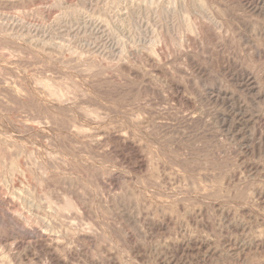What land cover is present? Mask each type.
<instances>
[{
  "label": "rangeland",
  "instance_id": "1",
  "mask_svg": "<svg viewBox=\"0 0 264 264\" xmlns=\"http://www.w3.org/2000/svg\"><path fill=\"white\" fill-rule=\"evenodd\" d=\"M191 1L196 10L188 4L189 15L180 6L170 13L159 6L155 14H149L135 4L136 11H129L121 21L118 16L130 10L128 0H23V6H0V52L5 50L6 57L16 61L11 67L0 60V76L4 78L0 83L27 79L35 104L39 103L35 80L47 83L51 79L48 84L52 89L70 101L76 96L70 103L79 105L83 99L82 106L97 110L99 116L84 119L81 111L80 115L66 110L69 116L61 114L64 122L74 118L79 133L77 144L73 142L77 150L74 157H92L87 170L94 177H82L77 169L58 173L55 186L48 189L43 185L50 195L43 183L34 180L41 196V208L34 213L40 214L41 223L49 228L60 230L57 222L84 227L89 219L75 211L65 213L69 218L55 221L51 216L53 203L72 185L86 187L93 194L95 213L90 222L95 221L101 236L86 250L77 246L73 260L65 257L66 264L85 263L86 259L94 261L92 264H107L102 260L104 255L113 264H264V13L247 11L240 0H213L215 15L209 19L206 14L211 12L205 4ZM124 64L145 78L137 80L121 68ZM232 72L249 74L251 88L237 83ZM29 76L35 80L30 82ZM2 92L0 99L11 106ZM216 92L220 97L216 98ZM32 102L31 107L28 104L20 110L26 113L30 109L36 114L32 108H39ZM188 113L200 116L201 121L187 126L181 118ZM12 115L0 110V157H6L2 159L3 164L7 162L5 168L11 157L15 159L13 146L18 144L5 135L6 129L7 133L14 129ZM138 119L145 124H134ZM158 124L161 126L157 128ZM124 127L132 134L125 137L121 131ZM51 142L45 145L47 152L63 157ZM130 145L136 148L133 152ZM142 159H147L145 165ZM11 172L16 170L7 171V177ZM182 193L185 197L179 198ZM112 198L115 206L111 203L113 209L106 211L103 200ZM164 218L171 219L169 228L151 227L149 222ZM224 239H229L231 249L242 248L248 258L233 255L224 259L219 246ZM192 241L202 249L197 250ZM175 242L185 246L187 253L172 251L169 247ZM211 243L213 254L205 250ZM33 253L36 264L44 260L40 251ZM23 263L28 262L25 259Z\"/></svg>",
  "mask_w": 264,
  "mask_h": 264
},
{
  "label": "bare ground",
  "instance_id": "2",
  "mask_svg": "<svg viewBox=\"0 0 264 264\" xmlns=\"http://www.w3.org/2000/svg\"><path fill=\"white\" fill-rule=\"evenodd\" d=\"M53 1V0H52ZM197 1H201L203 4H205V8L206 10L210 11L211 14H206L207 18L211 19L213 16L210 17V15H213L214 13V2L213 0H197ZM242 1L241 4H244L243 6H245L247 11H252V13H258V14H263L264 13V0H240ZM23 2V0H0V6H15L16 4H21ZM27 2V1H25ZM37 2V1H36ZM67 2V0H66ZM28 3V2H27ZM31 3V2H30ZM196 3V2H195ZM41 4H43L41 2ZM137 4L140 5L139 9H144L146 12H148L149 14H155V11L157 9H159V6H161V10L165 11V12H173L175 11V9L179 6L181 8H183V11L188 13L187 15H189L190 9L188 8V4L192 6V9L196 10V6L195 4H193V2L191 0H128V4L127 6L130 7V10H128L125 14L119 15L118 19L124 20V18H126V14L129 13V11L134 12L136 11L135 8H133V6ZM22 5V4H21ZM24 5V3H23ZM22 5V6H23ZM71 6V4H70ZM69 6V7H70ZM194 6V7H193ZM220 6V5H218ZM138 6H136L137 8ZM2 8V7H0ZM4 8V7H3ZM21 8V7H20ZM116 9V8H115ZM104 10V9H103ZM180 10V8H179ZM194 10V11H195ZM105 11V10H104ZM141 11V10H139ZM235 11V10H234ZM18 12V11H17ZM108 12V11H107ZM217 12V11H216ZM9 13V12H8ZM7 13V14H8ZM139 13V12H138ZM219 13V12H218ZM227 13V12H226ZM225 13V14H226ZM70 14V13H69ZM232 14V13H231ZM234 14V13H233ZM232 14V15H233ZM248 14V13H247ZM103 15V14H102ZM109 15V14H108ZM192 15V14H191ZM205 15V16H206ZM215 15V14H214ZM218 15V14H216ZM229 15V14H228ZM104 16V15H103ZM255 16V15H254ZM15 17V16H14ZM233 17V16H232ZM231 17V18H232ZM237 17V16H236ZM20 18V16H19ZM115 18V17H114ZM204 18V16H203ZM229 18V17H228ZM12 19V18H11ZM22 19V18H21ZM74 19V17H73ZM111 19V18H110ZM167 19V18H165ZM20 20V19H19ZM101 20V19H100ZM104 20V19H103ZM106 20V19H105ZM10 22V21H9ZM15 22V21H14ZM102 22V21H101ZM100 22V23H101ZM8 23V22H6ZM105 23V22H104ZM107 23V22H106ZM231 23V22H230ZM12 25V24H11ZM86 25V24H85ZM89 25V24H88ZM94 25V24H93ZM201 25V24H200ZM205 25V24H204ZM10 26V25H9ZM20 26V25H19ZM129 26V25H128ZM135 26V25H134ZM30 27V26H29ZM206 27V26H205ZM11 28V27H10ZM123 28V27H122ZM207 28V27H206ZM1 29V28H0ZM5 29V27H4ZM36 29V28H35ZM102 29V28H101ZM204 29V27H203ZM208 29V28H207ZM263 29V28H262ZM2 30V29H1ZM7 30V29H6ZM17 30V27L16 29ZM103 30V29H102ZM11 32V29L9 30ZM8 31V32H9ZM20 31V30H19ZM25 31V30H24ZM203 31H208V30H203ZM262 31V30H261ZM2 32V31H0ZM9 32V33H10ZM131 32V31H130ZM40 33V32H39ZM6 34V33H5ZM44 35V34H43ZM50 35V34H49ZM14 36V35H13ZM17 36V35H16ZM39 36V35H38ZM10 37V36H9ZM215 37V36H214ZM51 39V37H50ZM58 39V38H57ZM64 39V38H63ZM135 39V38H134ZM161 39V38H160ZM123 40V39H122ZM8 41V40H7ZM35 41V40H34ZM49 41V40H48ZM42 42V41H41ZM25 43V42H24ZM64 45V44H63ZM66 46V45H65ZM3 47V46H2ZM13 47H10V49ZM66 48V47H65ZM13 50V49H12ZM49 50V49H48ZM140 50V49H139ZM3 51V50H2ZM5 51V50H4ZM0 52V60L6 62L8 65H11V67H13L14 65H12L14 62L16 61H12L10 57H6L5 53ZM11 51V50H10ZM45 51V50H44ZM47 51V50H46ZM72 51V50H71ZM58 52V51H57ZM63 52V51H62ZM66 52V51H65ZM141 53V52H140ZM14 54V53H13ZM54 54V53H53ZM59 54V53H58ZM67 54V53H65ZM12 55V54H11ZM60 55V54H59ZM24 56V55H23ZM57 56V54H56ZM74 56V54H73ZM64 57V55H63ZM67 57V56H66ZM79 57V55H78ZM77 57V58H78ZM65 58V57H64ZM75 58V57H74ZM81 58V57H80ZM90 58V57H89ZM88 58V59H89ZM15 59V58H14ZM63 59V58H62ZM72 57L69 59L71 60ZM91 59V58H90ZM75 60V59H74ZM87 60V59H86ZM85 60V61H86ZM92 60V59H91ZM96 60V59H95ZM21 61V60H20ZM25 61V60H24ZM67 61V60H66ZM18 62V61H17ZM96 62V61H95ZM193 62V61H192ZM22 63V61H21ZM25 64V63H24ZM76 64H78L76 62ZM91 64V63H90ZM6 65V64H5ZM5 65H2L3 67ZM80 65V64H79ZM83 65H85L83 63ZM82 66V65H81ZM87 66V65H85ZM10 67V66H9ZM15 67V66H14ZM23 67V66H22ZM28 67V66H27ZM88 67V66H87ZM111 67V66H110ZM39 68V67H38ZM77 68V67H76ZM86 68V67H85ZM90 68V65L87 69ZM118 67H116L117 69ZM121 68H123V70H127L126 72H131L130 74H134L137 77H140L142 79V75L140 72L136 71V70H132L131 68H128L126 66V64H124L123 66H121ZM40 69V68H39ZM201 69V67H200ZM31 70V69H30ZM36 70V69H35ZM34 70V71H35ZM38 70V69H37ZM11 71V70H10ZM15 71V70H14ZM22 71V70H21ZM29 71V70H28ZM33 71V70H32ZM84 71V69L82 70ZM119 71V69H118ZM122 71V70H121ZM165 71V70H163ZM81 72V71H80ZM98 72V71H97ZM166 72V71H165ZM169 72V71H167ZM16 73V72H15ZM37 73V72H36ZM89 73V72H88ZM233 73V72H232ZM7 74V73H6ZM13 74V73H12ZM19 74V73H18ZM167 74V73H166ZM11 75V74H10ZM16 75V74H15ZM133 75V76H134ZM24 76V75H23ZM66 76V75H65ZM142 76V77H141ZM173 76V75H172ZM232 76L235 78V80H237V83H241L242 87H245L247 89L251 88V77H248L249 74H246L244 72H242L241 74L239 73H233ZM7 77V76H6ZM5 77V78H6ZM17 77V76H16ZM30 77V76H29ZM169 77V76H168ZM18 78V77H17ZM17 78L15 79L17 81ZM31 78V77H30ZM34 80L35 78L32 77ZM29 79L30 82H33V79ZM46 78V77H45ZM42 78V79H45ZM66 78H68L66 76ZM99 78V77H96ZM135 78V79H136ZM145 78V77H143ZM167 78V77H166ZM0 79H4L1 78ZM91 79V78H90ZM102 79V78H101ZM139 78H137L138 80ZM9 80V79H8ZM27 80V79H26ZM26 80H19L16 84L12 83H7L6 80H1L2 86H0V92H2L4 94L5 97H7L9 99V101L11 102V106H9V102L4 100V99H0V108L5 111L8 112L9 115L13 114L11 119V123L14 126L13 131L10 132L11 133H7V129H6V134L7 136H11V139L13 137L12 140L16 139L17 143L16 145L13 146L14 149H16V152L13 153L15 157V159L13 157L10 165L5 168L4 165L7 164H3L4 161L2 159L6 158V157H0V264H36L34 262V258L36 253H33V251L37 250L40 251L41 253H43L44 255V260L42 261H38L40 262L39 264H66L64 259L65 257H68L69 259L73 260L75 253L77 251V246H82L85 248L88 247V245H90V243L95 242V239L98 237L99 232L98 230L95 228V221L93 222V224L90 222V220L93 218L92 216L95 213V209H93V205H92V196L91 194V190H89L86 187H82L79 185V187H76L74 185H72L70 187L69 192L67 190L68 193L66 194L64 191V195L63 198L60 197L58 195L59 199H55V204L54 205V210L53 213H51V216L53 218H55V221L61 220L62 217H68V215H65L66 212H70V211H75L78 212L79 216L85 217L89 219V222H87L85 224L84 227L81 226V224H79L81 227H79L78 224L76 223H55L57 227H61L60 230L55 229V227H51L49 228V226L47 224H43V222L41 223V219L40 214H36L34 213L37 212L34 209H40L41 208V196L39 198L37 189H36V183L35 182H40L42 184V187H44V190H46L45 186H43L44 184L47 186V188L49 189V187L51 186H55V184L58 182L59 178H58V173H66L67 170H72L71 172L75 171L76 169L78 171H80L83 175L82 177H86L87 179L90 178L91 173L87 170V168L90 166L89 162L91 160L92 157H74L75 156V152H77V150L74 148L76 145L74 143L77 144L75 137L76 132L78 133L77 130H75V121L74 118L72 117L70 120L64 122V120L62 121L63 117H61L62 112H69V113H73V112H77L80 113L81 117L83 116H88L91 118H95L97 119L98 114H97V110H91L89 109V106H82L81 104V100L83 101V99L80 100V104L76 105L77 103H70L73 100H75V98L73 97V95H71L72 98H74L73 100L70 101V97L66 98L63 93L61 94V92H57L54 89L51 88V84L48 82L51 81V79L46 83L42 82V81H38L35 80V85L38 89V91L36 92L39 93L37 94L39 97V103H33L34 101L36 102V100L33 101V97L31 94V89L28 86V83L26 82ZM32 80V81H31ZM41 80V79H40ZM73 80V79H72ZM71 80V81H72ZM146 80V79H145ZM172 80V79H171ZM6 81V82H5ZM45 81H47V79H45ZM89 81V80H88ZM94 81V80H93ZM100 81V80H99ZM142 81V80H141ZM9 82V81H8ZM13 82V81H12ZM53 82V81H52ZM86 82V80H85ZM90 82V81H89ZM88 82V84H89ZM104 82V81H102ZM0 83V84H1ZM92 83V82H90ZM66 84V83H65ZM69 84V83H68ZM85 84V83H84ZM33 85V83H32ZM63 85V84H62ZM61 85V86H62ZM64 86V85H63ZM69 86V85H68ZM52 87L55 88V86ZM58 87V86H57ZM66 87V86H65ZM63 87V88H65ZM83 87V86H82ZM97 87V84H96ZM149 87V86H148ZM151 87V86H150ZM33 88V87H32ZM35 88V87H34ZM62 88V87H61ZM84 88V87H83ZM100 88V87H99ZM57 89V88H55ZM153 89V87H152ZM179 89V88H178ZM184 89V88H183ZM2 90V91H1ZM60 90V89H59ZM65 90V89H64ZM180 90V89H179ZM71 91V90H70ZM208 91V90H207ZM67 92V91H65ZM210 92V91H208ZM207 92V93H208ZM214 92V91H213ZM33 93V92H32ZM69 93V92H68ZM72 93V92H71ZM216 98L220 97V92H216ZM1 94V93H0ZM2 94V96H3ZM101 94V93H100ZM68 95V94H67ZM78 95V94H77ZM86 95V94H85ZM112 95V94H111ZM210 95V93H209ZM208 95V96H209ZM79 96V95H78ZM102 96V95H101ZM207 96V97H208ZM211 96V95H210ZM214 96V95H213ZM84 97V96H83ZM86 97V96H85ZM90 98V97H89ZM105 98V97H104ZM108 98V97H106ZM111 98V96H110ZM113 98V97H112ZM209 98V97H208ZM213 98V97H212ZM36 99V98H35ZM80 99V98H79ZM87 99V103H88V98ZM214 100V99H213ZM216 100V99H215ZM33 101V102H32ZM95 102H97V100H94ZM93 101V102H94ZM30 102H32L34 105H38L37 109V105H36V110L32 108V110H34L36 112V114L32 113L30 111V109L28 110V112L24 113V109L21 111L20 109L25 108L26 109V105H28ZM90 103V104H94V103ZM12 103L15 104L16 108L14 106H12ZM79 103V102H78ZM86 103V104H87ZM98 103V102H97ZM104 103V102H103ZM106 103V102H105ZM33 105V106H34ZM85 105V104H84ZM103 105V104H102ZM32 106V105H31ZM30 104L28 106L31 107ZM42 106V107H41ZM41 107V108H40ZM91 107V106H90ZM27 108V109H28ZM125 108V107H124ZM0 109V110H1ZM30 111V112H29ZM33 111V112H34ZM79 111V112H78ZM118 111V110H117ZM65 112V113H66ZM11 113V114H10ZM31 113V114H29ZM64 113V114H65ZM120 113V112H119ZM136 113V112H135ZM195 113V112H194ZM194 113H188L185 116H183L181 118V120H184L185 122H187V126L188 125H195L194 123L197 122V119L200 117H197V115H195ZM67 114V113H66ZM65 114V115H66ZM74 114V113H73ZM76 114V113H75ZM68 115V114H67ZM71 115V114H70ZM121 115V114H120ZM69 116V115H68ZM76 116V115H75ZM135 116V115H134ZM102 117V116H101ZM100 117V118H101ZM132 117V116H131ZM129 118V117H128ZM86 119V117L84 118ZM89 118H87L88 120ZM104 119V118H103ZM180 119V118H179ZM9 120V119H8ZM130 120V119H129ZM199 120V119H198ZM89 121H91L89 119ZM99 121V120H98ZM139 121V122H138ZM138 121L133 120V123L136 125H140L141 123V119ZM146 121V120H145ZM201 121V120H199ZM93 122V121H92ZM143 122V121H142ZM99 123V122H98ZM145 124V122H143ZM141 123V125L143 124ZM184 123V122H183ZM78 124V123H77ZM92 124V123H91ZM124 124V123H122ZM162 126L164 125L163 123H160ZM108 125V124H107ZM140 125V126H141ZM159 125V124H158ZM156 126L157 128L160 127ZM2 126V125H1ZM94 126V125H93ZM150 126V125H149ZM165 126V125H164ZM167 126V125H166ZM144 128V127H143ZM155 130V126L153 127ZM164 128V127H163ZM9 129V128H8ZM78 129V127H77ZM81 129V128H80ZM108 129V127H107ZM152 129V128H151ZM79 130V129H78ZM82 130V129H81ZM135 130V129H134ZM147 130V129H146ZM157 130H160L157 129ZM2 131V130H1ZM80 131V130H79ZM123 134H126L127 136H129L130 134H132L131 131L127 130L126 127H124V129L122 128ZM153 132H155L153 130ZM153 132H151L153 134ZM158 132V131H156ZM2 133V132H1ZM5 133V132H4ZM79 134V133H78ZM4 135V134H3ZM93 135V134H91ZM155 135V133H154ZM87 136V134H86ZM5 137V136H4ZM34 137L33 140H31ZM88 137V136H87ZM29 138H31L29 140ZM79 138V137H77ZM96 138V137H95ZM94 138V139H95ZM120 138V137H119ZM132 138V137H131ZM106 139V138H105ZM121 139V138H120ZM10 140V139H9ZM48 140H51V145L54 144L55 147L59 148V150H61L63 153H61V155L63 154V157H57L54 156L51 152H47V150L45 149V145L47 143ZM93 140V139H92ZM96 140H98L96 138ZM100 140V139H99ZM99 140L97 142H99ZM123 143L126 145L125 148L127 147V143H125L126 138L124 139L123 137ZM90 141V140H89ZM103 141V140H102ZM121 141V140H120ZM74 142V143H73ZM91 142V141H90ZM95 142V140H94ZM97 142H95L97 144ZM101 143V142H100ZM98 143V144H100ZM121 143V142H120ZM81 144V143H80ZM105 144V143H104ZM130 144V143H129ZM10 145V144H9ZM47 145H49L47 143ZM46 145V147H47ZM75 145V146H74ZM94 145V143H93ZM122 145V144H121ZM134 145V144H133ZM133 145H130L129 148H131V151L133 152V150H135L133 147ZM95 146V145H94ZM97 146V145H96ZM123 146V145H122ZM132 146V147H131ZM4 147V146H3ZM12 148V147H11ZM128 148V147H127ZM79 149V148H78ZM133 149V150H132ZM138 149V148H137ZM76 150V151H75ZM5 152V151H4ZM138 152V150H137ZM8 153V152H7ZM56 153V151H55ZM54 153V154H55ZM59 153V152H58ZM60 154V153H59ZM65 154V157H64ZM140 154V151L137 155ZM1 155V154H0ZM8 155V154H7ZM78 155V154H77ZM76 155V156H77ZM217 155V154H216ZM3 156V155H2ZM218 156V155H217ZM9 157V156H7ZM156 158V157H155ZM9 161V159H7ZM145 159H142V163L144 162ZM147 160V159H146ZM145 160V162H146ZM3 161V162H2ZM151 161V160H150ZM144 162V163H145ZM149 162V161H148ZM143 163V165H145ZM160 163V162H159ZM81 166H83V169H81ZM216 166V165H215ZM213 166V167H215ZM153 168V167H152ZM12 169V170H11ZM92 169V168H89ZM15 171L16 172H11V174L9 175L10 178L7 177L6 173L7 171ZM139 170V169H138ZM216 170V169H215ZM93 171H95L93 169ZM150 171V170H149ZM214 171V170H213ZM76 172V171H75ZM102 172V171H101ZM70 173V171L68 172ZM216 173V172H215ZM223 173V172H222ZM221 173V174H222ZM72 174V173H70ZM217 174V173H216ZM98 175V174H97ZM96 175V176H97ZM212 175V174H211ZM210 175V176H211ZM78 176V175H77ZM92 176V175H91ZM94 177V176H92ZM98 177V176H97ZM8 178V180H7ZM85 178V179H86ZM10 180V181H9ZM34 180H37L34 182ZM100 180V178H99ZM86 181V180H85ZM88 181V180H87ZM227 181V180H226ZM11 182V183H9ZM75 182V181H74ZM90 182V181H88ZM38 183V184H40ZM62 184V182H59ZM96 183V182H95ZM63 185V184H62ZM76 185V184H75ZM248 185V184H247ZM41 187V188H42ZM61 187V186H60ZM208 187V186H207ZM244 187V186H243ZM242 187V188H243ZM62 188V187H61ZM79 188H81L82 190H80ZM84 188V189H83ZM98 188V186H97ZM101 188V187H100ZM203 188V186H202ZM201 188V189H202ZM246 187H244L245 189ZM40 189V187H39ZM48 189L46 190L49 195V191ZM56 189V188H55ZM54 189V190H55ZM237 189V188H236ZM239 189V188H238ZM237 189V190H238ZM236 190V191H237ZM103 191V190H102ZM183 191V190H182ZM41 192H43V194L46 195V193H44L43 189L41 190ZM40 192V193H41ZM214 191H212L213 193ZM233 192V191H232ZM238 192V191H237ZM53 193V191L51 192ZM180 193V192H179ZM186 193V192H185ZM204 193V192H203ZM234 193V192H233ZM47 194V195H48ZM54 194V193H53ZM207 194V193H206ZM42 195V194H41ZM95 195V194H94ZM109 195V194H107ZM182 197H185L184 193L179 194ZM233 195V194H232ZM100 196V195H99ZM42 199L45 200L44 196L42 195ZM49 197V196H48ZM47 197V198H48ZM53 197V196H51ZM57 197V195L55 196ZM226 197V196H225ZM247 197V196H246ZM251 197V196H250ZM109 198V197H108ZM178 198V196H177ZM40 199V200H39ZM51 199V198H50ZM49 199V200H50ZM100 199V198H99ZM98 199V200H99ZM53 200V198H52ZM51 200V201H52ZM178 200V199H177ZM47 201V200H46ZM45 201V202H46ZM54 201V200H53ZM52 201V202H53ZM264 201V200H263ZM40 202V203H39ZM100 202V201H99ZM115 202V200L110 199V200H103V209H105L106 211H110V209H113V203ZM230 202V201H229ZM248 202V201H247ZM48 203V202H46ZM50 203V201H49ZM48 203V204H49ZM101 203V202H100ZM111 203L113 205H111ZM239 203V202H238ZM260 203V202H259ZM232 204V203H231ZM44 204H42L43 206ZM45 207H47L46 205H44ZM52 206V205H51ZM95 206V204H94ZM115 206V205H114ZM50 208V205L48 206ZM182 207V206H181ZM51 209H53L51 207ZM117 209V206H116ZM222 209V208H221ZM170 210V209H168ZM52 211V210H51ZM113 211V210H112ZM115 211V210H114ZM220 211V210H219ZM111 212V211H110ZM198 212V211H197ZM227 211H225L226 213ZM228 213V212H227ZM74 214V213H73ZM77 214V213H76ZM77 214V215H78ZM114 214V213H113ZM165 215V214H164ZM191 215V214H190ZM226 215V214H225ZM98 216V215H97ZM228 216V215H226ZM70 217V216H69ZM68 217V218H69ZM95 217V216H94ZM191 217V216H189ZM229 217V216H228ZM76 218V217H75ZM79 218V217H78ZM97 218V217H96ZM191 219V218H190ZM45 220V218H44ZM43 220V221H44ZM66 220V219H65ZM179 220V219H178ZM243 221V220H242ZM62 222V221H61ZM65 222V221H63ZM67 222V221H66ZM149 222L150 225H157L159 227L162 226H167L168 228L171 226V219L170 218H164L159 222ZM97 223V222H96ZM179 223V222H178ZM173 224V223H172ZM98 225V223L96 224ZM102 225V224H101ZM107 225V224H106ZM149 225V226H150ZM170 225V226H169ZM178 225V224H177ZM154 226V227H157ZM105 227V226H104ZM115 227V226H114ZM152 227V225H151ZM243 227V226H242ZM165 228V227H164ZM176 228V227H175ZM162 229V228H161ZM179 229V228H178ZM63 230V231H62ZM163 230V229H162ZM113 231V230H112ZM168 231V230H167ZM175 234V233H174ZM173 235V234H171ZM101 236V235H100ZM245 236V235H244ZM117 238V237H115ZM225 238V237H224ZM182 239V238H181ZM196 239V238H195ZM103 240V239H102ZM175 240V239H174ZM194 240V239H193ZM255 240V239H254ZM100 241V240H98ZM199 241V240H198ZM191 242V240H190ZM194 243V241H192ZM204 242V241H203ZM220 243V252H221V256L224 257V259H226V257H231L234 255V257L236 259H246L247 253H244V250L238 249V247H236V249L238 250H234L231 249L230 246V241L229 239H224L222 241H219ZM167 243V242H166ZM186 243V242H185ZM196 243V241H195ZM194 243V244H195ZM125 243H123L124 245ZM192 244V243H190ZM188 244V245H190ZM200 244V241H199ZM199 244H195L197 246V250H201L202 247ZM204 244V243H203ZM255 244V243H254ZM257 244V243H256ZM255 244V245H256ZM92 245V244H91ZM94 245V244H93ZM128 245V244H127ZM206 245V244H205ZM203 247H206V246ZM208 244L207 247L205 248V250L209 251L210 254H213L212 249L210 248ZM233 245V244H232ZM261 245V244H260ZM195 246V247H196ZM218 246V247H219ZM234 246V245H233ZM129 247V246H128ZM192 247V246H191ZM255 247V246H254ZM261 247V246H260ZM79 248V247H78ZM172 251L175 252H179L181 251L182 254L186 252L185 246L183 245H179L175 243H172L169 247ZM187 248V247H186ZM193 248V247H192ZM262 248V247H261ZM89 249V248H88ZM87 249V250H88ZM188 249V248H187ZM216 249V248H214ZM257 249V246L255 248V250ZM86 252V251H85ZM135 252V251H134ZM174 252V253H175ZM218 252V251H217ZM247 252V251H246ZM254 252V251H253ZM145 253V252H144ZM187 253V252H186ZM185 253V254H186ZM257 253V252H256ZM189 254V253H188ZM259 254V251H258ZM109 255V254H108ZM249 255V253H248ZM254 255V254H253ZM86 256V255H85ZM146 256V255H144ZM251 256V255H250ZM110 257V256H109ZM33 258V259H32ZM248 258V256H247ZM28 263H23V260H25ZM39 260V258H37ZM76 260V259H75ZM103 261H108L106 262L107 264L111 263L113 264L112 260H110V258H108L107 256H103L102 257ZM86 262L84 263H79V264H92L91 263V259H86ZM94 263V261H92ZM242 262V261H241ZM69 263V262H68ZM124 263V262H123ZM69 264H78V263H74L71 262ZM118 264V263H117Z\"/></svg>",
  "mask_w": 264,
  "mask_h": 264
}]
</instances>
